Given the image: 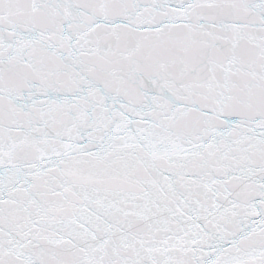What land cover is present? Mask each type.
Wrapping results in <instances>:
<instances>
[{
	"label": "snow or ice",
	"instance_id": "6c2138e0",
	"mask_svg": "<svg viewBox=\"0 0 264 264\" xmlns=\"http://www.w3.org/2000/svg\"><path fill=\"white\" fill-rule=\"evenodd\" d=\"M0 264H264V0H0Z\"/></svg>",
	"mask_w": 264,
	"mask_h": 264
}]
</instances>
